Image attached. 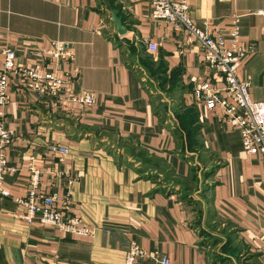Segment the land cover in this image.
Masks as SVG:
<instances>
[{"label":"crops","instance_id":"crops-1","mask_svg":"<svg viewBox=\"0 0 264 264\" xmlns=\"http://www.w3.org/2000/svg\"><path fill=\"white\" fill-rule=\"evenodd\" d=\"M151 1L0 0V68L6 48L27 65L41 59L53 41L74 52L73 61L62 65L72 83L58 95L23 90L10 80L9 101L0 105V121L15 133L5 148L4 187L11 198L23 196L32 159L40 170V190L56 192L61 207L67 180L73 178L70 207L63 211L86 229L26 224L12 215L11 198L0 196V264H125L130 240L149 255L134 264H163V257L166 264L210 263L180 191L160 179L166 175L160 164L172 178L183 179L192 160L180 157L172 124L152 103L163 92L147 84L143 58L159 68L154 79L165 75L166 88L175 84L183 110L195 113L190 125L215 163L206 193L215 212L233 225L242 246L239 264H264V155L245 153L240 131L221 109L193 99L200 81L220 92L225 82L204 62L197 42L152 19ZM186 2L191 17L211 32L238 27V45L252 51L237 77L249 79L251 98L264 101V0ZM114 9L127 28L123 35L110 20ZM152 42L156 50L151 52L147 44ZM84 91L94 94L93 104L65 100L70 92ZM52 143L66 145L69 152L52 153Z\"/></svg>","mask_w":264,"mask_h":264},{"label":"built area","instance_id":"built-area-1","mask_svg":"<svg viewBox=\"0 0 264 264\" xmlns=\"http://www.w3.org/2000/svg\"><path fill=\"white\" fill-rule=\"evenodd\" d=\"M152 19L170 23L175 29L185 35L188 42H197L203 51L204 62L213 68L225 82L220 92L210 87L207 82L200 81L192 91L195 101L207 109L220 108L223 115L232 121L240 131L242 147L247 154L264 155V101H257L250 96V80L239 79L237 69L243 59L252 51L250 47L238 45L239 31L236 25L225 33L211 32L206 23L200 24L194 20L186 0H152L150 3ZM149 51L156 50L155 43H148ZM0 68V105L5 106L9 101L7 88L14 79L15 84L23 90L36 94L58 95L72 83V78L62 68L64 63L74 59L72 47L60 41H53L48 48L42 50V58L32 64H20L16 61L13 48H6ZM222 94V95H221ZM224 94V95H223ZM65 100L89 106L95 102L93 93L70 92ZM227 99L230 102H227ZM14 130L4 126L0 121V196L11 198L10 192L4 187V174L8 171L5 148L13 141ZM52 153L66 154V145L52 143L49 146ZM29 177L26 193L20 197H12L16 205L13 216L26 224L37 223L52 226L69 232H85L79 226L77 218L65 215L70 207L69 188L73 178H68L62 206L56 204V192H42L39 187L40 170L32 159L28 164ZM149 258V255L135 240H130L125 264H134L137 259ZM161 262L167 263L163 257ZM41 264H46L42 262Z\"/></svg>","mask_w":264,"mask_h":264},{"label":"rangeland","instance_id":"rangeland-1","mask_svg":"<svg viewBox=\"0 0 264 264\" xmlns=\"http://www.w3.org/2000/svg\"><path fill=\"white\" fill-rule=\"evenodd\" d=\"M143 64L146 69L147 78L146 82L152 88L157 86L161 93L156 98L154 97L152 103L156 107L159 114L163 119L172 124L173 134L176 140V147L180 151V157L192 160L190 165L191 171L186 178L178 179L172 178L171 173L166 167L160 164V169L166 173L161 174V181L168 179L175 184L181 193L186 208L189 210V215L193 224L199 229L201 235V242L207 249L209 264L221 263L226 258L232 259L235 263L239 264L241 243L237 241V234L233 230L231 222L218 215L215 210L210 206V200L206 193L209 187L206 181L209 176L208 173L211 167L214 166L212 156L205 151L202 144L196 139L194 130L188 125L187 119L189 113L183 110L178 100L177 87L175 84H170L168 88L166 82L168 78L165 75L153 76L157 74L159 68H152L149 60L143 58ZM124 144H121V146ZM130 152L134 154H142L143 150L135 149L131 145L126 146ZM169 177V178H168Z\"/></svg>","mask_w":264,"mask_h":264},{"label":"water","instance_id":"water-1","mask_svg":"<svg viewBox=\"0 0 264 264\" xmlns=\"http://www.w3.org/2000/svg\"><path fill=\"white\" fill-rule=\"evenodd\" d=\"M110 20L113 23L114 30L120 34L123 35L126 32V27L123 24V19L121 16H119V10L114 9L110 10Z\"/></svg>","mask_w":264,"mask_h":264},{"label":"trees","instance_id":"trees-1","mask_svg":"<svg viewBox=\"0 0 264 264\" xmlns=\"http://www.w3.org/2000/svg\"><path fill=\"white\" fill-rule=\"evenodd\" d=\"M187 111L189 113V118L187 119V121H188V125L191 127L190 124L194 123V121H195V113L193 110H190V109H188ZM191 128H193L194 131H196V129H197V127H195V126H193ZM214 264H218V263H214Z\"/></svg>","mask_w":264,"mask_h":264}]
</instances>
